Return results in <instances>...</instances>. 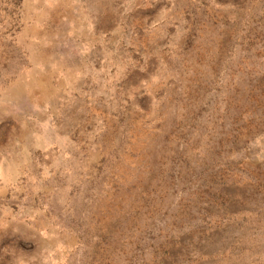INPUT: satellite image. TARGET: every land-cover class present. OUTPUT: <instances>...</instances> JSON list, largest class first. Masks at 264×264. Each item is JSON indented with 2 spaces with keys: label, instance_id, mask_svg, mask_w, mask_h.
<instances>
[{
  "label": "rangeland",
  "instance_id": "374dc122",
  "mask_svg": "<svg viewBox=\"0 0 264 264\" xmlns=\"http://www.w3.org/2000/svg\"><path fill=\"white\" fill-rule=\"evenodd\" d=\"M0 264H264V0H0Z\"/></svg>",
  "mask_w": 264,
  "mask_h": 264
}]
</instances>
